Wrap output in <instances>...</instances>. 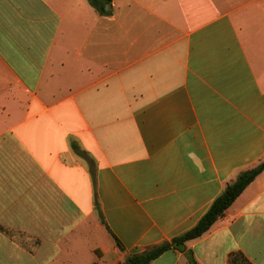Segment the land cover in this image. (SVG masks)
Segmentation results:
<instances>
[{
  "label": "crops",
  "instance_id": "crops-1",
  "mask_svg": "<svg viewBox=\"0 0 264 264\" xmlns=\"http://www.w3.org/2000/svg\"><path fill=\"white\" fill-rule=\"evenodd\" d=\"M263 160L264 0H0V264H124ZM187 247L264 264V170Z\"/></svg>",
  "mask_w": 264,
  "mask_h": 264
},
{
  "label": "trees",
  "instance_id": "trees-1",
  "mask_svg": "<svg viewBox=\"0 0 264 264\" xmlns=\"http://www.w3.org/2000/svg\"><path fill=\"white\" fill-rule=\"evenodd\" d=\"M89 1L100 15L111 14L113 0ZM72 146L80 156L87 158L86 153L79 148L78 144L72 143ZM263 170L264 160L255 167L242 171L236 179L227 183L223 192L213 201L207 212L200 218L195 226L184 233L175 236L170 241L154 245L144 252L129 255L124 264H151V262L169 250H179L184 252L190 264H200L195 257L194 251L188 249L187 242L203 236L219 219L223 218L235 200ZM98 211L101 219L106 224L99 206ZM9 234L12 235L10 232ZM116 241L119 247L123 249V245L117 238ZM228 264H252V262L242 251H235L230 254Z\"/></svg>",
  "mask_w": 264,
  "mask_h": 264
}]
</instances>
